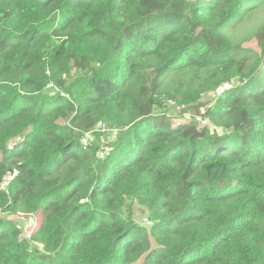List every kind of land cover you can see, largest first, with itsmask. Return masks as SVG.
Segmentation results:
<instances>
[{
	"label": "trees",
	"instance_id": "obj_1",
	"mask_svg": "<svg viewBox=\"0 0 264 264\" xmlns=\"http://www.w3.org/2000/svg\"><path fill=\"white\" fill-rule=\"evenodd\" d=\"M0 214V264H264V0H0Z\"/></svg>",
	"mask_w": 264,
	"mask_h": 264
},
{
	"label": "rangeland",
	"instance_id": "obj_2",
	"mask_svg": "<svg viewBox=\"0 0 264 264\" xmlns=\"http://www.w3.org/2000/svg\"><path fill=\"white\" fill-rule=\"evenodd\" d=\"M260 25L259 22H253L250 21L249 24H246L244 26H241L237 29V32H235L234 36L236 37L237 40L243 41V45L245 47H251L257 51H259V45H258V40L255 36V31L257 30L258 26ZM228 85H224L223 88H226ZM49 91H52L54 89L53 86L48 88ZM218 94L215 93V96ZM100 127V126H99ZM104 130V129H103ZM84 140V139H82ZM135 213H136V220L139 221L140 223H143L145 225L146 223H149L148 220H146V217L150 216L146 210L140 206L139 204L135 205ZM1 216H5L6 214H0ZM18 218L20 220L25 218V214L18 213ZM37 218H38V225L41 223V213L37 212L36 213ZM150 221V220H149ZM150 224V223H149ZM24 229H26L25 235H30V231L26 228V226H23Z\"/></svg>",
	"mask_w": 264,
	"mask_h": 264
},
{
	"label": "built area",
	"instance_id": "obj_3",
	"mask_svg": "<svg viewBox=\"0 0 264 264\" xmlns=\"http://www.w3.org/2000/svg\"><path fill=\"white\" fill-rule=\"evenodd\" d=\"M170 102L173 103V101H170ZM209 125H210V121L208 119H202L201 120V126L204 127V126H209ZM99 126L102 129H104V130L106 129V125L103 122H100L99 123ZM82 142L86 145L87 142H88L87 138H84V140H82ZM3 187L5 188V184H3ZM24 219L26 220V223H27L26 228L30 231V234H31L38 227V218H37V215L34 212H30V213H28L26 215V217ZM146 220H148V218H146ZM148 222L151 224V221L148 220Z\"/></svg>",
	"mask_w": 264,
	"mask_h": 264
}]
</instances>
